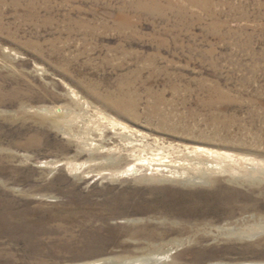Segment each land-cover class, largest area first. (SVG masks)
<instances>
[{"label":"rangeland","instance_id":"374dc122","mask_svg":"<svg viewBox=\"0 0 264 264\" xmlns=\"http://www.w3.org/2000/svg\"><path fill=\"white\" fill-rule=\"evenodd\" d=\"M166 253L264 263V0H0V264Z\"/></svg>","mask_w":264,"mask_h":264},{"label":"bare ground","instance_id":"6f19581e","mask_svg":"<svg viewBox=\"0 0 264 264\" xmlns=\"http://www.w3.org/2000/svg\"><path fill=\"white\" fill-rule=\"evenodd\" d=\"M73 96H75V98H77L78 101H79L80 97H78L74 93V91H73ZM81 103L84 106V107L82 106V108L84 110H88V108L90 107L88 105L89 103H87V102H85L83 100H82ZM58 110H60V109L58 108ZM95 110H96L95 114L99 118L98 122H99V125H100V128H98L97 130H99L101 135L104 132V130L107 128V126H110V128L112 130H114L115 132H117L116 131V127H118L119 131L117 133H115V134L118 135L120 138H122V139L125 138V140H127L126 133H128L129 130H128V128L125 125H123L122 123L118 122L113 117L104 116V113L101 112L100 110H98V109H95ZM105 123H107L108 125L105 124ZM98 146H99L98 147L99 149H101L100 147H103V145L101 143H99ZM204 152L206 153V157H210V158H213L215 160L219 159V162H215L214 164H211V165H209L208 162H203V161L197 162V164H202V165L200 167H197V168L195 167L196 172H195V174L192 173V175L189 174L187 171H184V169H183V171H179L178 169H175L176 167L180 166V163H177V164L176 163H174V164H172V163L171 164H166V163H168L167 161H162L161 160L162 159V154H156V156H155L156 159H152L151 158L152 160L147 165H149V166L165 165V166L173 167V168H169V169L166 170V171L169 172V176L170 177L179 178L181 180V182L184 183V184H192V185L193 184H195V185L202 184L203 185V184L210 183L211 179H213L212 176L214 174L218 173L219 171L220 172H223V171L225 172L226 171L225 165L222 164L223 159L228 160V161L238 162V159H236V157H234L233 155H230V154H221L219 152L210 151V150H205ZM141 160H143V159H141ZM144 160L147 161V158H145ZM140 165L143 166V164H140ZM129 168H130L129 170H134L135 171L136 168H137V165H130ZM168 257H169V254H167V253L162 255V256L157 254V255H155L154 257H151V258H140V259H137L136 261L128 262V264H167L166 261H167ZM75 264H95V263H75Z\"/></svg>","mask_w":264,"mask_h":264}]
</instances>
